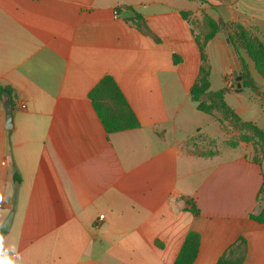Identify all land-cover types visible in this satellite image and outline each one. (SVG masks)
<instances>
[{
	"label": "crops",
	"instance_id": "crops-1",
	"mask_svg": "<svg viewBox=\"0 0 264 264\" xmlns=\"http://www.w3.org/2000/svg\"><path fill=\"white\" fill-rule=\"evenodd\" d=\"M204 1L0 0V85L13 93L11 129L0 101V230L14 213L0 264H174L190 231L193 264H217L241 236L244 264H264V223L249 218L262 208L259 146L190 94L195 35L222 20L205 46L209 91L227 88V105L264 131V76L231 43L249 75L234 89L226 50L238 33L264 47V0ZM105 75L138 128L105 130L89 98Z\"/></svg>",
	"mask_w": 264,
	"mask_h": 264
},
{
	"label": "trees",
	"instance_id": "trees-1",
	"mask_svg": "<svg viewBox=\"0 0 264 264\" xmlns=\"http://www.w3.org/2000/svg\"><path fill=\"white\" fill-rule=\"evenodd\" d=\"M200 1L206 3L204 0ZM187 15L188 12H182L184 18H187ZM133 19L138 20V25L141 29H147V25L141 15L136 14ZM210 25L212 31L204 37L203 41L199 35H195V40L200 52L201 66L198 77L190 89L192 100L197 103L198 110L218 117L221 122L228 120L232 126L240 128L244 133L239 136V140L254 142L259 146L260 152L264 155V131L252 123L242 122L239 116L227 105L224 100V93L227 88L216 92L209 91L210 68L207 63L205 46L206 42L215 35L218 29L216 22L211 21ZM230 39L236 49L238 44L248 52L250 57L256 62L258 70L264 76V47L255 48L246 41L242 33H238L234 37L231 36ZM238 60H240L242 77L244 79H249L248 69L245 62L241 58ZM243 85L250 89L256 88V85L252 81H245ZM240 90L241 89H238V91ZM4 96H6L13 104L12 90L0 85V101L3 100ZM89 98L108 133L135 129L140 126L138 117L128 103L116 80L111 75H105L92 88L89 93ZM260 163L262 165L264 178V161L260 160ZM14 181L16 184L21 182L18 173L14 174ZM257 200L258 203L262 205V208L258 213H250L249 218L257 223H264V182L258 192ZM192 211L195 215L199 213L195 207L192 208ZM3 234H5V231L0 230V238ZM200 240L201 238L198 232H188L174 264H193L199 253ZM246 254L247 240L241 236L223 253L217 264H244Z\"/></svg>",
	"mask_w": 264,
	"mask_h": 264
},
{
	"label": "water",
	"instance_id": "water-1",
	"mask_svg": "<svg viewBox=\"0 0 264 264\" xmlns=\"http://www.w3.org/2000/svg\"><path fill=\"white\" fill-rule=\"evenodd\" d=\"M223 22L222 20L219 22L218 25V30H222L223 29ZM226 50L228 51V55L233 57L234 60V65H233V74L235 75L236 78V84L234 89H239L241 88V79H242V71L239 68V62H238V57L236 55V52L233 49V46L231 44V39L227 38L226 39ZM4 108L6 111V127L8 129H11L13 127V113H12V104L11 101L6 100L4 102ZM13 211L9 214V216L7 217L6 221L4 222V224L1 226V230L3 231H9L10 227L12 225V220H13Z\"/></svg>",
	"mask_w": 264,
	"mask_h": 264
},
{
	"label": "rangeland",
	"instance_id": "rangeland-1",
	"mask_svg": "<svg viewBox=\"0 0 264 264\" xmlns=\"http://www.w3.org/2000/svg\"><path fill=\"white\" fill-rule=\"evenodd\" d=\"M203 13L205 14V12H203ZM260 156H261L260 160L264 161V155L262 152H261Z\"/></svg>",
	"mask_w": 264,
	"mask_h": 264
},
{
	"label": "built area",
	"instance_id": "built-area-1",
	"mask_svg": "<svg viewBox=\"0 0 264 264\" xmlns=\"http://www.w3.org/2000/svg\"><path fill=\"white\" fill-rule=\"evenodd\" d=\"M231 77H232V75H231Z\"/></svg>",
	"mask_w": 264,
	"mask_h": 264
}]
</instances>
